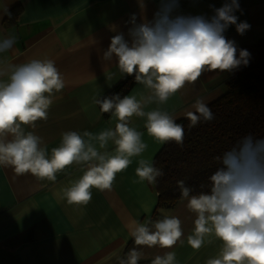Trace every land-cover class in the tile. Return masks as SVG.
I'll return each instance as SVG.
<instances>
[{
  "label": "clouds",
  "instance_id": "clouds-1",
  "mask_svg": "<svg viewBox=\"0 0 264 264\" xmlns=\"http://www.w3.org/2000/svg\"><path fill=\"white\" fill-rule=\"evenodd\" d=\"M178 8L179 0H160L151 20L137 23L133 14L127 37L123 32L114 35L103 53L105 61L115 59L121 76H134L147 94L93 95L92 103L100 112L110 113L115 119L114 128L97 134L63 132L59 146L50 153L33 130L37 121L47 120L56 94L65 88L62 73L50 59L20 64L0 59V166L55 181L56 174L66 167L81 165L82 175L61 191L68 205L86 206L92 199V189L110 191L117 174L146 151L144 133L130 125L132 117L144 119L146 133L155 141L182 145L183 125L159 105L186 84L196 82L205 71L223 73L247 66L250 53L238 49L225 32L234 25L243 35L250 25L237 22L238 0H224L221 7L213 8L210 18L179 14ZM14 43V36L0 37V54L10 51ZM149 104L157 107L146 111ZM192 107L195 111L185 114L192 125L214 119L203 99L198 98ZM109 142L114 145L111 151L107 150ZM215 159L219 166L208 177V184L200 186L207 190L195 192L184 180L177 181L181 199L194 214L191 232L185 237L179 217L163 209L161 218L155 221L132 220L128 230L134 246L117 258V264H138L144 246L172 249L185 240L194 250L219 242L216 254L204 264H264V138L245 135ZM135 175L140 182L154 184L164 173L140 158ZM151 264L179 261L175 251H167Z\"/></svg>",
  "mask_w": 264,
  "mask_h": 264
},
{
  "label": "crops",
  "instance_id": "crops-1",
  "mask_svg": "<svg viewBox=\"0 0 264 264\" xmlns=\"http://www.w3.org/2000/svg\"><path fill=\"white\" fill-rule=\"evenodd\" d=\"M239 22L250 28L243 34L235 26L225 32L237 47L264 40V0H238ZM160 0H0V37L14 36L13 48L3 54L7 64H20L31 59L52 60L62 73L65 88L56 94L46 121H37L35 134L42 137L50 153L58 147L61 133L89 131L94 134L115 126V119L104 118L93 95L105 97L122 79L115 59H103L111 38L123 32L127 37L133 14L137 23L151 20ZM224 0H179L177 12L184 15L211 17L213 8ZM7 25L4 21L8 16ZM115 73V75H112ZM112 76L111 79H108ZM229 72L202 73L192 84H186L169 100L159 105L175 120L195 111L198 98L208 105L224 93ZM146 90L135 83L127 95ZM139 98V96H138ZM157 107L149 104L145 110ZM144 119L132 117L130 125L144 133L148 145L141 157L132 158L129 167L118 173L110 191L92 189V199L86 206L68 205L62 189L82 175V166L73 164L56 174L55 181L17 174L10 167L0 166V264H117L133 241L128 225L132 220L144 222L161 218V209L178 216L185 237L193 227L194 214L179 201L173 208H156L157 194L146 181L135 175L138 160L153 162L164 143L147 135ZM114 145L109 142L108 151ZM183 239V238H182ZM219 242L194 250L177 243L172 249L158 246L141 248L138 264H151L157 255L175 251L179 264H204L218 251Z\"/></svg>",
  "mask_w": 264,
  "mask_h": 264
},
{
  "label": "trees",
  "instance_id": "trees-1",
  "mask_svg": "<svg viewBox=\"0 0 264 264\" xmlns=\"http://www.w3.org/2000/svg\"><path fill=\"white\" fill-rule=\"evenodd\" d=\"M13 15L8 16L5 25ZM238 49H246L250 59L247 66L229 72L223 95L208 104L214 119L201 120L196 125L186 117L177 120L184 127L182 145L166 142L155 155L152 163L164 173L150 184L157 194L156 208H173L182 200L177 187L179 180H184L195 192L207 190L200 186L208 184V177L219 166L215 158L243 136L264 138V40ZM135 83L134 76H126L106 96H126ZM101 114L104 118L110 116Z\"/></svg>",
  "mask_w": 264,
  "mask_h": 264
},
{
  "label": "rangeland",
  "instance_id": "rangeland-1",
  "mask_svg": "<svg viewBox=\"0 0 264 264\" xmlns=\"http://www.w3.org/2000/svg\"><path fill=\"white\" fill-rule=\"evenodd\" d=\"M224 89H225V87H224Z\"/></svg>",
  "mask_w": 264,
  "mask_h": 264
}]
</instances>
